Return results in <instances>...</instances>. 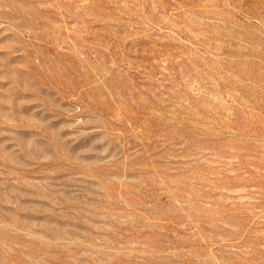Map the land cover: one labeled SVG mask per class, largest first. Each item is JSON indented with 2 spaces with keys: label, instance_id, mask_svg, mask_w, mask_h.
<instances>
[{
  "label": "rangeland",
  "instance_id": "374dc122",
  "mask_svg": "<svg viewBox=\"0 0 264 264\" xmlns=\"http://www.w3.org/2000/svg\"><path fill=\"white\" fill-rule=\"evenodd\" d=\"M0 264H264V0H0Z\"/></svg>",
  "mask_w": 264,
  "mask_h": 264
}]
</instances>
